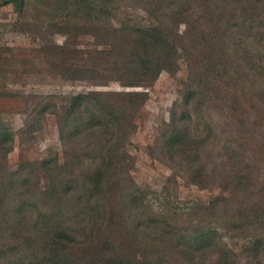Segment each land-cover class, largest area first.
<instances>
[{"label":"trees","instance_id":"trees-1","mask_svg":"<svg viewBox=\"0 0 264 264\" xmlns=\"http://www.w3.org/2000/svg\"><path fill=\"white\" fill-rule=\"evenodd\" d=\"M29 2L10 0L18 11ZM38 3L47 9L44 34L65 38L43 51L64 79L141 89H90L44 104L41 116L50 107L57 119L62 164L53 156L9 172L14 137L0 117V243H16L0 254L14 256L23 245L29 261L9 264H264V176L255 159L264 147L238 140L250 144L256 135L264 145V87L252 79L264 47V0ZM126 7L143 17L113 25V13ZM81 35L96 46L78 49ZM179 60L187 76L151 149L173 171L160 195L130 177L127 144L147 88L161 72L178 71ZM176 177L220 193L205 207L180 209ZM224 231L241 236L238 250Z\"/></svg>","mask_w":264,"mask_h":264},{"label":"rangeland","instance_id":"rangeland-1","mask_svg":"<svg viewBox=\"0 0 264 264\" xmlns=\"http://www.w3.org/2000/svg\"><path fill=\"white\" fill-rule=\"evenodd\" d=\"M29 1L27 7L24 6L18 11V6L12 5L10 0H0V117L12 130L14 137L12 150L6 158L9 172L16 170L20 163L39 161L53 156H58L61 164L66 162L58 138L55 115L50 112V107L42 116L40 114L44 104L46 106L50 102L59 104L61 99L71 94L90 89H141L122 87L116 81H110L108 84H90L87 80L64 79L58 72L60 68L55 61L44 60L43 51L51 43L63 44L65 38L58 34H44V21L48 18L47 9L41 6L42 3H38V0ZM136 17H143V14L134 8L126 7L113 13L111 23L118 25L126 18ZM94 44V39L90 36L81 35L75 40V45L80 50L94 48L96 46ZM167 46L169 49L174 48L170 43ZM235 50H238L240 61L245 62L240 47ZM260 51L262 59L252 79L257 85L264 87V47ZM255 52L256 50H253L252 54ZM52 57L58 58L57 55ZM178 63V71L173 74L161 72L153 85L147 88L148 97L139 109L135 119L136 129L127 144V151L133 160L130 177L139 187L160 195L164 194L162 189L167 183V178L173 176V171L165 163L166 157H163L164 161L158 160L151 149L155 146L164 123L169 120L171 107L179 99L178 90L187 76L183 60H179ZM220 116V112L213 111L210 118L220 122L223 119ZM254 139H258L257 142L253 143ZM238 140L252 150H257L259 146L264 147L263 139L256 135L251 137L250 144L240 138ZM255 159L258 161L260 179L264 176V151H259ZM27 173L28 169L23 171L24 175ZM39 177L38 188L41 190L44 189L47 179L42 174ZM176 178V197L172 199L174 205L176 204L180 209L195 204L201 208L205 207L220 193L216 185L199 189L195 185L185 183L179 177ZM242 200L243 196L239 197L238 201ZM224 234V240L231 246L232 243H237L235 248L238 250L243 241L242 238L240 239L241 236L232 237L233 233L226 231ZM14 244L16 243L13 240L5 238L0 243V252L8 249V245ZM21 248L25 249L20 245L14 256L4 258L0 254V264H9L12 260L20 259L29 261V252H22Z\"/></svg>","mask_w":264,"mask_h":264}]
</instances>
